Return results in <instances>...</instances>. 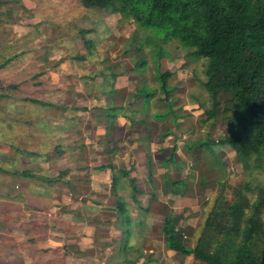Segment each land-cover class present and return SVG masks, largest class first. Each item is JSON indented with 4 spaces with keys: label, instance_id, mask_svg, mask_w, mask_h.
I'll use <instances>...</instances> for the list:
<instances>
[{
    "label": "rangeland",
    "instance_id": "1",
    "mask_svg": "<svg viewBox=\"0 0 264 264\" xmlns=\"http://www.w3.org/2000/svg\"><path fill=\"white\" fill-rule=\"evenodd\" d=\"M9 9L11 11H8ZM80 28H96L94 31L96 33L92 32L90 36L94 38L95 34L99 35L97 43L101 53L109 59L103 67L113 66L115 71L121 74L118 79L126 76L120 78L118 87L124 94L123 103L128 105L132 102L129 94L136 85L135 77L138 75L134 66L137 57L132 54L133 51L128 53V40L134 33L143 35V30L138 31L133 23L125 21L119 13L111 9L85 8L81 0H0V62L17 52L23 53L0 70V87L8 83H23V81L29 84L24 91L23 87L18 90L8 89V98L0 100V165L7 169L0 170V264H109L107 259L110 255H116V250L112 247L113 242L107 241L106 237L109 234L106 236L105 231L101 229L104 227H98V231L90 241L89 238L84 241L81 239L86 235L79 227L87 224L86 221L91 218L84 214L85 211H93L97 214L107 207H113L110 205L113 202H107L111 190L110 184H103L97 191L93 189L97 183L93 176L97 166L93 164L94 161L96 164L108 163L109 159L108 161L102 159L103 154L109 153L111 148L117 149L111 146L103 148L99 145L107 142L105 120L99 115V108L107 105V99L93 95L102 77H91L98 73L99 64L94 62L100 63L102 56L91 60H80L81 54L88 52L79 35ZM169 48L171 58L162 60L161 69L174 72L170 78V84L175 87L171 97L175 99V107L182 109L183 116L179 117L176 125L172 122V116L162 122L156 121L152 116L149 120L156 127V131L152 133L153 142H163L164 139L159 135L168 127L172 129L170 145L176 144L179 149L175 153L174 161L162 160L171 154V150L166 149L163 152L159 150L152 155L153 170L150 171L155 176V184L160 190V196L155 200L152 198L154 203L151 206L150 225L148 224L150 231L146 227L151 239L131 240L135 245L131 256L142 258L138 264H191V256L184 257L166 246V236L162 230L166 214L174 213L175 226L184 232L185 244L194 247L216 198L221 193L228 200H233L235 188L246 177L236 160L234 150L228 146H216L210 149L194 146L192 149H187L186 143L191 145L194 141H206L209 135L213 140H217L221 135H225L232 125L225 120L218 121L214 126L212 120L204 121L206 113L203 110L210 107L209 96L202 85V81L205 80L206 60H192L187 57L186 50L176 41L171 42ZM38 73L40 77L37 80H43L40 88L36 87L32 79ZM154 74L152 62L143 82L152 81ZM53 75L55 80H52ZM144 85L146 91H151L153 88L152 85ZM36 91L41 97L50 95L57 103L64 101L77 109L67 112L55 106L49 113H45L40 105L23 101L22 97L25 93H36ZM199 98L206 103L204 108L200 106ZM153 107L152 113L158 108L164 109L163 106ZM139 110L143 115H147L150 111L147 98ZM172 114L178 116L181 110ZM43 115H48L58 127L53 137L52 135L48 137L47 133L43 137L40 129L28 128L23 124V119L30 120ZM68 116L74 118L69 121ZM125 120H122L124 124L121 122V130H114L115 138L124 141L116 151L115 164H126L129 171L134 174L139 167L137 162L134 164L131 162L133 157L130 156V152L131 149L132 151L135 149L134 137H139L138 132L135 131L142 127L137 125L138 128L133 129L136 128L135 125L128 124L131 128L129 129ZM76 121H78L77 127L68 129L67 124ZM39 127L42 129V126ZM46 141L51 143L46 146ZM59 142L63 143L64 147L82 145V148L77 147L74 150L76 153L74 156L83 152L86 153L85 157L79 162H74L68 154L61 155L55 160L51 158L50 162L42 159L38 162L23 157V149L48 151ZM141 150L144 151V148L142 147ZM217 153L221 156L224 168H221L220 164H213V161L218 162ZM38 163L50 175H57L65 167L76 168L72 173L76 181V186L72 188L75 190H63L62 185L57 186L62 188L58 196L60 203L54 200L60 206L58 216L47 211L37 216L23 197V184L30 187L31 181L23 178V175L13 176V172L23 171L26 168L37 170ZM139 165L143 167L141 162ZM77 167L86 169L83 172L77 170ZM82 173H86L87 176L83 177ZM166 174L170 179L184 178V187L186 184L190 185L191 189L184 195L183 202L177 206L174 204L177 196L172 199L162 191ZM256 174L258 179L264 178V172ZM186 176L188 179L185 178ZM141 179L144 180V176L139 178L140 182L143 181ZM139 185L143 188L148 187L142 182ZM7 192L11 193L10 196ZM12 196L15 198L12 199ZM25 210L27 214L23 215ZM68 214L71 218L66 219ZM6 216L9 218L4 219ZM113 216L112 213L103 214V219L109 222L115 219ZM10 218L15 220L10 221ZM3 220L9 221V225ZM39 220L46 225V228L42 226L41 229L31 233L26 231L31 222L37 223ZM33 225L30 226L32 230ZM135 229L137 232L140 231L138 222L135 224ZM143 230L145 228L142 232L146 235L147 231ZM51 231L58 233L57 236L69 245V250L65 248L61 251L62 248H59L62 244L54 248V251L52 248H47L50 247L47 239L51 236ZM34 234H38L35 235L38 239L30 242ZM139 246H142L146 253L140 254L137 249ZM151 249L153 252L150 251ZM110 251L113 252L110 254Z\"/></svg>",
    "mask_w": 264,
    "mask_h": 264
},
{
    "label": "trees",
    "instance_id": "2",
    "mask_svg": "<svg viewBox=\"0 0 264 264\" xmlns=\"http://www.w3.org/2000/svg\"><path fill=\"white\" fill-rule=\"evenodd\" d=\"M81 3L85 8L111 9L119 13L125 21L133 23L138 31L143 30V35L134 33L128 40L127 51L128 53L133 51L132 54L137 57L135 70L143 79L146 80L145 74L152 62L154 65L155 74L151 78L152 81L141 80V84L129 94L132 102L125 105L124 94L118 87V77L121 74L111 65L103 67L109 59L101 53L97 43L99 35L95 34L94 38L90 36L96 28H80L79 35L88 50L86 54H81L80 60L102 56L100 63L94 62L99 64L97 66L99 71L91 78L102 77L93 95L107 99V105L99 108V115L106 124L107 141L114 142L115 120L119 116L126 117L130 125L142 127L139 130L138 127L133 129L142 133L140 137L143 140L151 139L152 132L156 131V127L149 120L150 116L158 122L172 116L175 125L179 117L183 116L182 109L175 107V99L171 97L175 87L170 84V78L174 72L161 69L162 60L171 58L169 44L173 41L184 48L187 57L192 60H206L205 80L202 81V85L209 96L210 107L204 110L206 113L204 121L212 120L214 126L218 121L225 120L232 125L231 129L217 140H213L209 135L206 141H187L191 142V145L188 143L186 145L187 149L194 146L208 149L216 146L230 147L242 167L245 180L235 188L233 200L219 194L204 221L194 247L185 244L184 232L175 226L174 213H167L162 230L166 236L168 249L187 257L191 256V264H264V178L258 179L256 174L264 172V0H81ZM22 54L17 52L10 58H4L0 62V70ZM39 77L40 73L32 77L37 88L43 85L42 79L37 80ZM144 84L152 85L151 91H146ZM27 85L29 86L23 81L1 86L0 100L8 98V89L18 90L23 87L24 91ZM165 90H168L170 100L165 99ZM22 98L24 102L40 105L45 113H49L55 106L67 112L77 109L64 101L57 103L50 95L41 97L38 91L27 92ZM145 98L150 105L147 115H143L139 110ZM199 104L203 108L206 105L200 98ZM152 106H163L164 109L158 108L152 113ZM179 110L181 114L173 116L172 113ZM44 116L23 119V124L28 128L40 129L43 137L46 133L48 137H51L50 135L53 137L58 127L48 115ZM74 116H68L67 119H73ZM77 125L78 121L67 124L68 129H74ZM39 126H42V129ZM171 130L167 127L159 137L167 138ZM50 143L46 141L45 145ZM77 147L82 148V145L64 147V144L59 142L53 146V150L48 151L23 149V157L50 162L51 158L55 160L61 155L68 154L74 162H79L86 153L74 156ZM171 150V154L163 161L175 160L177 147L173 146ZM51 151L53 153H50ZM148 158L150 160L151 156ZM217 158L218 162L213 161V164H220L221 168H224L219 154ZM39 164L37 170L26 168L13 172V176L23 175V178L31 181L30 188L35 195L50 202L52 197L59 196L58 191H53L52 188L61 185L76 186L72 175L75 167H65L57 175H50ZM103 167L100 166L99 169ZM110 167L113 170L115 168L113 164ZM3 169L7 170L0 165V170ZM122 173L132 188H135L134 192H138V187L129 178L130 171L123 169ZM164 178V192L169 198L184 196L191 189L189 184L184 187V179L172 180L168 176ZM121 179L122 175L113 171L112 187L115 193L122 187ZM36 190L38 192H35ZM13 198L15 196H12ZM128 207L127 201L123 198H119L113 206L118 214L120 222L118 226L126 234L125 244L120 248L123 259L119 264L131 263L127 253L130 248L128 241L133 218ZM76 213L79 214L78 211ZM7 218L9 216L4 219ZM3 221L9 225V221ZM41 226L43 225L34 223V229H28V232L31 233ZM34 240L36 237L32 235L30 242Z\"/></svg>",
    "mask_w": 264,
    "mask_h": 264
},
{
    "label": "crops",
    "instance_id": "3",
    "mask_svg": "<svg viewBox=\"0 0 264 264\" xmlns=\"http://www.w3.org/2000/svg\"><path fill=\"white\" fill-rule=\"evenodd\" d=\"M123 77H126V76H121L120 78L122 79ZM120 78L118 79V82L121 80ZM135 79H137V81H136V85H135L133 91L136 89L137 86H139L141 84V80H145V79H143V76L141 77L140 75H137V77H135ZM52 80H55L54 75L52 77ZM98 103L99 102L97 101V104ZM122 120H125L127 126L129 127V125H130L129 120L127 118H125L124 116H119L115 120V128H114V130L115 129H119V130L122 129V125H121ZM123 122H122V124H124ZM129 129H131V128L129 127ZM135 132L137 133V131H135ZM137 135L139 137H134L135 140H133L134 141L133 143L135 144V146H134L135 149H133V151L131 149V152H130L131 155L130 154L129 155L131 157H133L131 162L133 164L137 162V166L139 168L137 169V171H134V174H132L130 172L129 178L131 180H133L135 185L138 187V192H134L135 188H132V186H131V189H130V183L127 182L128 181L127 178H125L123 176V173H122L123 169L124 170L126 169L128 171L130 170V169L127 168L126 164H121V163L119 165L115 164V160L117 162V159H115L116 156H117L116 155V151L118 150L119 147H121V145L124 143V141H122V140L118 141V139H116L115 136H114V142L107 141L105 143H100L99 144V145H101L100 147L108 148L107 146H111V147H115L117 149L113 150L111 148L109 150V153H106L105 155L103 154V157L101 156L103 160H107L108 161V159H109L108 163L105 162L104 165L103 164H96L95 163L96 161H94V164H93V161L91 163V165L93 164V165L97 166V167H95V170H94L96 173L93 174V176L95 177V179H94L95 183L96 182L97 183L95 184V187L93 189L97 191V190H99L101 188V186H103V184H110L111 190H110V195L108 196V200L109 201L107 200V202H113L110 205L114 206L119 198H123L124 200L127 201V204L129 206L128 209H129V212H130V214L132 215V218H133V225L131 227L132 229H131V233H130L129 241H128V245H129L130 248H129L128 253H127L128 258L131 259V263L130 264H138L140 261H142V258H140V256H138L136 258H133L131 256L132 250L135 247V245L132 243L131 240L141 239V240L145 241V240H150L151 239L150 235L148 234V231L146 230V227L149 228V231H150L149 222H150V216L152 214L151 206L153 205L155 198L160 196V190L158 189V187L155 184V176L151 172L153 170V166L150 163L151 159L153 158L152 155H154L156 153V151H159V150L161 152H163L166 149L168 151H170L173 146L177 147L176 144H174L172 146L170 145V143H171V141H170L171 140L170 139L171 136L170 135L167 138H165L164 141L161 142V143L153 142V136H154L153 134H152V138L151 139H146V140H143V138L141 139V137H140L142 135L141 132H138ZM142 147L144 148V151L141 150ZM178 149L179 148L177 147V151H178ZM177 151H176V153H177ZM149 155L151 156L150 160L148 158ZM166 157L167 156H165L164 158H166ZM82 159H79V161L82 160ZM139 162H141L143 167H140ZM111 164H113L115 166L114 170H113V168L110 167ZM144 165H145V167H144ZM100 166H104V167L102 169H99ZM145 168H146V171H145ZM85 169L86 168H84L82 171L84 172ZM113 171L117 172L120 175H122V179L120 181V185L122 187L118 190L117 193L114 192L113 187H112ZM82 176L84 177V176H87V175H86V173L85 174L82 173ZM143 176H144L145 179L144 180L141 179V180H143L141 182L143 183V185H146L148 187H144L143 188V187H141L139 185L141 183L139 178H143ZM165 176H167V174L164 175V177ZM185 178H187V176ZM171 179L175 180L172 177H171ZM180 179H182V178H180ZM96 186H98V187H96ZM56 188L54 187V188H52V190L53 191H58L59 190L58 194H60L62 188L61 187H56ZM64 189L65 190L69 189V190H72V191L75 190L74 188H72V186H63V190ZM164 189L165 188H164V185H163V187H162V191L163 192H164ZM35 192H38V191L36 190ZM155 194L157 196H154ZM23 197H25L24 198L25 202L27 204H29V207H31L33 209L34 213H37L36 214L37 216L43 215L45 213V211H47L49 213L50 212L54 213L56 216L59 215V212H60L59 211V207L60 206H58V203H56L54 201L55 199L58 201V199H59L58 196L52 197L50 199V202H49V201L44 200L43 198L35 195V193H33V191H31L30 187H28L27 185L23 184ZM152 198H154V200H152ZM183 199H184L183 195H178L175 198V200H174L175 201V203H174L175 206L181 204L183 202ZM179 207H181V206H179ZM89 208H91V207H89ZM107 213L114 214L113 218H115V219L112 220V221H109V222L105 221V219H103V214H107ZM26 214H27V212L25 210L23 215H26ZM84 214L86 216L89 215L91 218L86 221L87 224H85L83 226H79L81 230L85 231L84 234L86 235L85 237H82L81 239L83 241L85 239L87 240L88 238H89V241L92 240L93 238H91V237H93V235L98 231V227H100V228L104 227V228H101L102 230L105 231L104 234L106 236H107V234H109V236L106 237L107 241L113 242L112 247L116 250V255L111 254L113 251H110L111 255L109 254L110 257L107 259V263H109V264H113V263L114 264H119L122 261V259H123V255L120 253V248L125 244L124 240L126 238V234H124L122 228L120 226H118L120 224V222H119L117 211L113 207H107L106 209H103V211L101 213L95 214V213H93V211H85ZM98 214L101 215V216H99ZM69 215L70 214H68L66 217L65 216L64 217L66 219L67 218H71V217H69ZM134 215H135V217H134ZM83 218H87L88 219V217H83ZM136 222H138V227L140 228L139 232H137L136 229H135ZM33 223L31 222L30 226H32ZM36 224L43 225V227L45 226L44 223L42 224V222L40 220L37 221ZM30 226H28L29 228H27L26 231H28V229L30 230ZM41 228H42V226L40 228H36V229H41ZM143 228H145V230L147 231L146 235H144L145 233L142 232ZM145 230H143V231H145ZM50 234H51V236L50 237L48 236V239H47V242L49 243L48 246H50V247H47V248H52L53 251H54L55 250L54 248H58V246L62 244L61 245L62 247L59 248V249L62 248L61 251L65 250V248H67V250H69V245H66V242L63 241L59 236H57L58 233H55L54 231H51ZM35 235H38V234H34V236ZM37 239H38V236H36V240ZM68 241H69V239H68ZM166 246H167V243H166ZM137 249H139L138 251H139L140 254H144L143 252L146 253V251H144V248L142 246L137 247ZM150 251L153 252L152 249ZM179 254H181V253H179ZM181 255H183V254H181ZM183 256L187 257L185 255H183Z\"/></svg>",
    "mask_w": 264,
    "mask_h": 264
},
{
    "label": "water",
    "instance_id": "4",
    "mask_svg": "<svg viewBox=\"0 0 264 264\" xmlns=\"http://www.w3.org/2000/svg\"><path fill=\"white\" fill-rule=\"evenodd\" d=\"M165 99L168 100L169 99V93L167 90H165Z\"/></svg>",
    "mask_w": 264,
    "mask_h": 264
}]
</instances>
